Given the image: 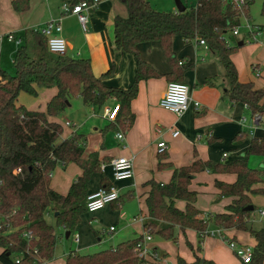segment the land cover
Returning a JSON list of instances; mask_svg holds the SVG:
<instances>
[{
	"label": "trees",
	"instance_id": "16d2710c",
	"mask_svg": "<svg viewBox=\"0 0 264 264\" xmlns=\"http://www.w3.org/2000/svg\"><path fill=\"white\" fill-rule=\"evenodd\" d=\"M119 1L127 14L114 17V49L134 55L137 60L133 82L127 89L104 84V80L113 75V69L95 77L89 59L50 54L45 37L34 30L23 33V43L15 51L12 61L15 75L6 74L0 67V216L4 223L15 228L6 235L0 234V248L4 249L0 254L2 264H41L51 260L57 237L44 215L49 208L57 213L54 216L56 226L70 234L86 212L85 200L91 177L101 172L97 152L82 158L85 137L75 133L60 140L63 128L49 118L62 115L74 98H80L83 105L93 108H101L109 99H115L119 107L113 123L123 131L128 129L134 120L130 104L137 96L140 81L164 77L169 83L182 82L185 70L172 51L173 38L203 39L223 68L228 84L224 95L229 102L245 105L252 117H264V88L254 89L251 82H240L230 59L239 48L238 41L230 33L238 24L230 5L222 0H198L195 8L171 13L154 10L147 0ZM252 1L249 0V5ZM26 5L24 0L12 2L16 11L23 10ZM260 14L264 16V0H261ZM257 32L264 35V26L258 27ZM150 42L159 45L170 68L168 74H159L139 58L138 45ZM37 88L56 89L46 104L45 112L28 110L17 102L19 92L36 96ZM245 154L264 157V138L251 139ZM69 163L77 165L82 173L71 184L67 194L60 195L49 186L51 174L57 165L64 167ZM16 169L19 170L17 173ZM202 171L236 176L232 184L215 183L221 196L235 199L226 207L225 213L214 214L207 219L198 218L200 213L194 207L196 194L188 189L194 175ZM101 183L103 188H110L105 179ZM259 184L262 186L256 187ZM147 185L150 190L145 205L149 220L143 224L145 233L173 241L176 227L181 231L193 229L200 239L210 235L209 225L246 231L256 242L251 261L247 264H262L264 226L256 231L248 228L253 210L246 208L252 205L250 196H264L263 172L249 168L245 160L214 166L196 160L188 166L174 169L167 184L150 181ZM175 200L185 201L184 211L174 206ZM24 233H29V238L23 237ZM142 238L140 236L113 249L89 255L71 252L65 264H145L136 248ZM14 255L19 256L18 263L12 258ZM198 263L213 264L198 262L197 259L194 264ZM177 264L187 263L179 258Z\"/></svg>",
	"mask_w": 264,
	"mask_h": 264
},
{
	"label": "crops",
	"instance_id": "0c3cea01",
	"mask_svg": "<svg viewBox=\"0 0 264 264\" xmlns=\"http://www.w3.org/2000/svg\"><path fill=\"white\" fill-rule=\"evenodd\" d=\"M13 1L18 0H0V35L11 33L21 43L16 45L8 40L0 41L3 50L1 51L0 65L4 69H7L6 57L12 58L17 48L22 45L25 31L37 30L43 27L47 21L59 18L61 4L77 0H24L27 5L20 11L14 10ZM249 6L248 9H250ZM126 14V9L119 0H100L96 9L88 11L85 31L74 16L62 17L60 22V36L65 40L67 46L66 55L72 58L89 59L91 71L95 77H100L113 69V75L105 79L104 84L120 89H127L132 84L137 62L134 55L114 49V17ZM248 17L251 24L257 27L264 26L261 22H255L251 16ZM175 38L181 39L185 44L195 42L198 48L192 61L186 60V56H179L172 50L177 61L181 63L180 66L186 67L183 69L185 72L182 83L189 88V105L181 116L162 109L158 104L161 93L169 83L162 77L138 83L137 96L130 104L134 120L131 126L124 131L118 124L108 121L104 117L106 109L112 110L115 106H119L115 99H109L101 108H93L83 105L80 98H74L63 112V117L60 115L49 118V121L62 126L63 132L60 140L67 139L75 133L85 137L83 159H86L92 152L98 153L101 160V172L91 177L87 194L103 188L101 180L105 179L110 187H115L118 190L119 199L94 213H83L77 226L67 236L65 234L67 231L62 227H56L57 242L53 258L43 261L41 264H65L66 258L71 252L89 255L113 249L122 242L143 236L145 233L143 224L149 220L145 199L150 190L147 185L150 181L167 184L174 169L188 166L196 160L209 162L213 166L227 164L234 160H243L236 158L239 155L238 148H242L245 153L250 140L253 139L238 130L244 125L239 120L243 117L242 115L247 109L246 106L231 103L224 95L228 84L224 78L223 68L221 64V67L218 65V58L212 51L199 45L195 39ZM235 39L243 43L240 46L241 52L246 49L244 48L245 44H250L249 41H251L245 31ZM148 44H151V47L146 49ZM260 45L264 51V45ZM141 46L142 54L138 56L142 61L150 64L161 75L170 72L167 62L158 58L157 52L161 54L162 52L156 42L142 43ZM150 48H153V55L147 52ZM245 54L244 68L241 71L236 70L238 80L242 83L251 82L254 89H262L264 83L257 78L261 70L259 62L252 60L249 52ZM235 56L233 53L230 57L233 64H235ZM36 91L41 94V98L34 106L28 107L19 103L18 100L17 102L28 110L45 112L46 104L55 95L56 89L37 88ZM75 101L76 110L67 115L66 112ZM195 103L199 106L198 110L195 109ZM65 121H69L71 126H63ZM228 121H230L229 124L236 126V132L231 138V144L235 148L229 150L230 153L224 151L222 153L223 161L214 163L209 159L206 144L210 145L220 140L217 134L221 132L217 130L225 127ZM172 130L178 131L176 137L172 136ZM249 130L252 135L255 128L251 127ZM120 132L124 134L123 141L116 138V134ZM162 141L166 143L167 149L159 154L156 145ZM223 154L227 155L226 158H223ZM233 155L234 158L227 161ZM122 156L133 157V176L130 179L115 182L109 162L113 158ZM245 161L247 162V160ZM81 173V169L73 163L64 167L57 165L51 174L49 186L56 193L66 195L71 184ZM235 180L236 176L228 173L202 171L194 175L188 189L196 194L194 207L200 213L198 218L207 219L211 215L226 212V207L235 197L221 196L215 183L232 184ZM261 186L260 184L256 185V187ZM250 200L253 212L264 208V196H250ZM256 204L261 207L256 208ZM185 205L183 200L174 201V206L180 211L185 210ZM45 215L54 217L55 213L51 210ZM110 228L113 229L110 230ZM207 230L210 235L202 239L193 229L181 231L177 227L173 241L162 240L152 235L146 245L148 249L157 253L160 259L153 263L149 261V264H177L179 258L187 264H194L197 259L198 262L208 261L213 264H244L241 259L234 257L226 241L233 240L251 250L256 244L254 238L246 231L234 228H217L213 225H209ZM215 230H219L225 238L222 239L211 234ZM75 236H77V241L74 240ZM59 246L62 249H58ZM3 250L0 248V254ZM12 258L17 260L19 256L14 255ZM0 264L2 263L0 262ZM262 264H264V260Z\"/></svg>",
	"mask_w": 264,
	"mask_h": 264
},
{
	"label": "built area",
	"instance_id": "2783aa9c",
	"mask_svg": "<svg viewBox=\"0 0 264 264\" xmlns=\"http://www.w3.org/2000/svg\"><path fill=\"white\" fill-rule=\"evenodd\" d=\"M222 2L232 7L238 20V24L230 31L231 35L237 37L240 34V29H244L248 39L252 40L258 33V27L251 24L248 17L247 11L249 0H222ZM99 3L100 0H77L72 3H62L60 6L61 16L57 19H51L47 21L43 27L34 31L45 37L47 50L50 54L64 56L66 55L67 46L65 40L60 36L61 18L65 16L76 17L82 29L85 31L88 21V11L96 9ZM6 38L8 41L14 42L16 45L21 43V41L19 39H15L14 35L11 33L7 34ZM196 42L204 48H207V45L203 39L197 38ZM179 65H181L180 62ZM158 104L162 109L169 111L176 116H181L187 110L189 105L188 86L182 82L168 83L159 97ZM194 105L195 109L198 110L199 106L197 103ZM118 107L119 106H115L112 110L106 109L104 112V117L108 121H114L118 112ZM252 118L255 121V124H257L261 117L253 116ZM63 126L70 127L71 123L69 121H65ZM171 134L173 137H176L178 135V131L172 130ZM116 138L119 141H123L124 134L121 132L117 133ZM156 146L157 152L159 154L165 152L167 149L166 143L163 141L159 142ZM226 156V154H223V158H226ZM109 165L112 171V178L115 182L127 180L133 176V157H116L110 160ZM18 171L19 170L16 169L15 173ZM118 199L119 194L115 187H110L108 189L100 188L96 192L87 195L85 200L86 212L94 213L105 206L116 202ZM255 214L257 219L263 223L264 226V208L256 210ZM112 229L113 228H110V230ZM13 231H15V228H12L8 224L4 223L3 217L0 216V234L6 235ZM211 234H215L222 239L225 238L219 230H215ZM23 237L29 238V233H24ZM74 240L77 241V236L74 237ZM150 240L151 236L148 233H144L142 241L136 246V248L139 249L138 256L146 261L145 264H149V261L153 263L154 261L160 259V256L157 253L147 248L146 244ZM226 243L233 254L241 259L244 264H247L251 261V249L239 245L233 240H227ZM34 253L36 252L34 251ZM15 263H18V259L15 260Z\"/></svg>",
	"mask_w": 264,
	"mask_h": 264
},
{
	"label": "rangeland",
	"instance_id": "374dc122",
	"mask_svg": "<svg viewBox=\"0 0 264 264\" xmlns=\"http://www.w3.org/2000/svg\"><path fill=\"white\" fill-rule=\"evenodd\" d=\"M147 1L154 10L159 11V12L174 13L177 10L175 0H147ZM180 1L185 8L190 9V8L196 7L198 0H180ZM260 1L261 0H253L252 4L249 6L250 9H248V16H251V18L255 22H261L262 25H264V16H262L260 14V6H261ZM249 11H250V13H249ZM243 31H244V29H240V33H243ZM6 35L7 34L0 35V41L2 39H4L6 41L7 40ZM233 42H235V41L233 40ZM249 42H250V44H245L244 48H246V49H243L242 52H241L240 47L234 52V54L236 55L234 65H235L237 71H241L244 68V65L246 63V54L245 53L249 52L250 58H252V60H256L257 62H259L261 70L259 72V77H257V78H259L260 82L264 83V51L260 45V44L264 45V35L262 33L258 32L254 36V38ZM141 47H142L141 44L137 47L138 55L142 54ZM149 47H151V44H148L146 49H148ZM172 50H174L175 53H178L179 56H181V55L186 56V60L192 61V59L194 58V54L197 52L198 48H197V45L195 42H190L189 44H185L181 39L174 38L172 41ZM1 51H3V50L1 49V46H0V57H1ZM147 52H149L151 55H153V53H154L153 48H150L149 51H147ZM157 53H158L157 54L158 58L161 61H165V63H166V60L164 59L162 54L160 52H157ZM12 58L6 57L5 64H6L7 69H4L0 65L1 69L3 71H5L6 74L11 75V76L15 75V71H16L15 67L12 63ZM78 58H80V57H78ZM217 63L220 66V63L218 60H217ZM181 68L185 69L186 67L183 66ZM221 71H222V69H221ZM218 84H220V82H218ZM36 93H37L36 96H32V95H29V94L21 91V92H19V94L17 96V100L19 103H21L25 106H28V107L34 106L37 103V101L41 98V94L37 91H36ZM198 104H200V103H198ZM75 110H76V101L73 103L72 107L66 112V114L70 115ZM242 116L243 117H241L239 121H240V123H242L244 125H243V127H239L238 130L244 132L242 134H246L249 138L250 137L256 138V139L264 138V117H261L260 121L257 124H255V121L250 116V112L248 109H245L244 114ZM62 117H63V115H62ZM239 121H238V123H239ZM229 123H230V121L227 122L225 127H222V128L217 130L218 132H221L220 134H217V136L220 137V140L218 142L212 143L210 145L206 144V146L208 148L209 159L211 161H213L214 163H218V162L223 161L222 160V153L224 151L227 153H230L229 150H232L233 148H235L231 144V138H232V135L234 134V132H236V126L229 124ZM251 127L255 128L252 135H250V130H249V128L251 129ZM238 150H239V152H238L239 155L236 158L247 160V166L249 168L255 169L259 172H262V170L264 168V157L256 156V155H250L247 157L242 148H238ZM233 158H234V155L230 156L227 161H230ZM255 207L260 208L261 206H258L256 204ZM49 211L51 212L50 209H48L47 212H49ZM44 219L50 226H52L54 228V231H56V227H59V226H56L53 216H46L45 215ZM247 226L251 230L256 231V230L260 229L261 227H263V223H261L260 221L257 220L256 214H255V212H253L250 216V219H249ZM92 228H94V225H92ZM58 249H62V248L59 246ZM234 257L236 259H239L235 255H234Z\"/></svg>",
	"mask_w": 264,
	"mask_h": 264
},
{
	"label": "water",
	"instance_id": "95a60500",
	"mask_svg": "<svg viewBox=\"0 0 264 264\" xmlns=\"http://www.w3.org/2000/svg\"><path fill=\"white\" fill-rule=\"evenodd\" d=\"M175 4H176V8H177V10L176 11H178V12H182L184 9H185V7L182 5V3H181V1L180 0H175ZM243 43L242 42H238V46L240 47L241 45H242ZM246 210H248V211H252L253 210V207L252 206H248L247 208H246ZM57 213H55V215H56ZM66 236L69 234V232L67 231L66 233Z\"/></svg>",
	"mask_w": 264,
	"mask_h": 264
}]
</instances>
